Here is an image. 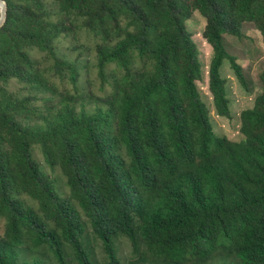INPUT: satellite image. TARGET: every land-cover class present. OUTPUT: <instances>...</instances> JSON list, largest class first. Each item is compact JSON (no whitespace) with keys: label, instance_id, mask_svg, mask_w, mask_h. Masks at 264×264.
Returning a JSON list of instances; mask_svg holds the SVG:
<instances>
[{"label":"trees","instance_id":"trees-1","mask_svg":"<svg viewBox=\"0 0 264 264\" xmlns=\"http://www.w3.org/2000/svg\"><path fill=\"white\" fill-rule=\"evenodd\" d=\"M0 27V264H97L92 238L108 264H124L117 243L131 242L148 264L204 262L219 251L234 264H264V93L241 113L244 140L216 135L197 86L202 65L186 22L196 9L214 57L209 89L216 113L231 117L229 62L244 88L242 66L224 44L254 23L264 41V0H5ZM76 28L101 40L95 68L112 91L89 113L68 99L25 125L28 100L11 81L48 89L30 52L66 72L78 92L75 64L56 56L55 42ZM141 67H137L140 66ZM115 68H111L112 66ZM264 83V71L261 75ZM66 180L61 198L33 159ZM37 204L34 211L18 198ZM84 216V217H83ZM85 218V219H84ZM139 259V260H140Z\"/></svg>","mask_w":264,"mask_h":264},{"label":"rangeland","instance_id":"rangeland-1","mask_svg":"<svg viewBox=\"0 0 264 264\" xmlns=\"http://www.w3.org/2000/svg\"><path fill=\"white\" fill-rule=\"evenodd\" d=\"M46 1H49L50 11L54 14L53 22L59 23L57 5L52 4L51 0ZM186 25L197 46L203 72L202 79L197 81V86L210 109L214 131L220 137H226L233 142H241L244 140L241 132V113L246 109L253 108L256 99L264 93V83L261 81V75L264 71L263 37L257 26L248 22L241 25V37L230 34L223 37L227 51L236 57L237 62L243 68L247 81V88H244L237 79L230 63L228 61L225 62L221 72L227 81V94L230 100L231 117L227 118L221 117L216 113L213 97L209 89V69L214 52L204 36L206 20L198 10L193 9ZM100 43V38L93 33L88 32L84 28H76L74 31L69 32L68 35H62L54 44L56 56L61 60L75 64L77 67L78 92L67 81L68 75L66 72L57 73L51 70L53 62L49 60L46 54L35 50L30 52L31 58L37 63L40 75L48 81L49 88L44 89L42 92H35L16 80L9 83V92L20 99L28 100L27 111L33 113L30 115L25 112L29 117L22 120L23 124L30 126L41 124V118L38 115H45L50 110H56L63 104L61 102L62 99H68V97L72 98L66 102L73 105L77 110L84 108L89 113L95 112L97 107L106 106L105 98L111 93L112 85L115 82L111 76H116L120 73L119 71L117 73L110 72L109 76H107L110 84L102 85L103 83L98 78L95 68V47ZM141 66L142 64L140 66L137 65V67ZM111 68H115V66L113 65ZM32 156L53 183L56 193L61 198H67L69 190L66 180L59 169L51 168L44 162L42 153L37 146L32 147ZM18 198L25 207L37 211L36 202L25 195H20ZM4 231V220L0 218V236L4 234ZM91 247L96 263L108 264L100 242L92 238ZM117 248L124 264H148V262L140 259L139 255L134 251L131 242L127 239L121 238L117 243ZM236 262L237 258L232 253L219 251L207 261L188 262L186 264H234ZM71 264L77 263L71 260Z\"/></svg>","mask_w":264,"mask_h":264},{"label":"water","instance_id":"water-1","mask_svg":"<svg viewBox=\"0 0 264 264\" xmlns=\"http://www.w3.org/2000/svg\"><path fill=\"white\" fill-rule=\"evenodd\" d=\"M7 15V3L5 0H0V27L5 22Z\"/></svg>","mask_w":264,"mask_h":264}]
</instances>
